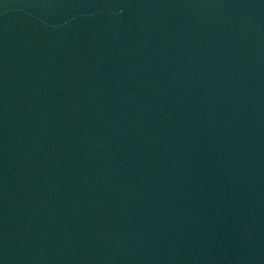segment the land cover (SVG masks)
Instances as JSON below:
<instances>
[{
	"label": "water",
	"instance_id": "water-1",
	"mask_svg": "<svg viewBox=\"0 0 264 264\" xmlns=\"http://www.w3.org/2000/svg\"><path fill=\"white\" fill-rule=\"evenodd\" d=\"M0 264H264V0H0Z\"/></svg>",
	"mask_w": 264,
	"mask_h": 264
}]
</instances>
